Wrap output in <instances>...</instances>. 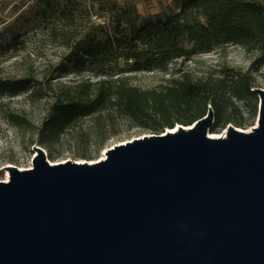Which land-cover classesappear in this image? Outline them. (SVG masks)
<instances>
[{
    "label": "water",
    "instance_id": "95a60500",
    "mask_svg": "<svg viewBox=\"0 0 264 264\" xmlns=\"http://www.w3.org/2000/svg\"><path fill=\"white\" fill-rule=\"evenodd\" d=\"M251 90L250 132L210 137L209 106L97 162L51 164L34 146L33 167L0 181V264H264V89Z\"/></svg>",
    "mask_w": 264,
    "mask_h": 264
},
{
    "label": "trees",
    "instance_id": "16d2710c",
    "mask_svg": "<svg viewBox=\"0 0 264 264\" xmlns=\"http://www.w3.org/2000/svg\"><path fill=\"white\" fill-rule=\"evenodd\" d=\"M39 1L58 24L54 32L70 48L68 60L56 72L72 70L79 77L89 72L98 78L96 82L59 86L60 95L39 127L51 134L60 135L79 119L103 110L111 120L116 114L160 134L180 121L190 125L199 120L208 112L210 101L219 124L225 113L223 100L211 96L220 85L211 89L200 81L185 80L162 90H142L121 75L164 69L175 60L228 44L248 50L264 48V0H176L178 12L152 16H143L132 0ZM92 16H104V20L89 22ZM27 84L30 98L38 97L44 89L54 91L51 80L47 86L32 78H0V92L16 96ZM251 89V79L239 76L231 81L229 93L238 100L255 98ZM256 112L255 107L252 113ZM9 118L17 126L28 124L30 128L29 120L20 115Z\"/></svg>",
    "mask_w": 264,
    "mask_h": 264
},
{
    "label": "rangeland",
    "instance_id": "374dc122",
    "mask_svg": "<svg viewBox=\"0 0 264 264\" xmlns=\"http://www.w3.org/2000/svg\"><path fill=\"white\" fill-rule=\"evenodd\" d=\"M132 1L143 16L179 11L176 0ZM57 2L62 3V0ZM91 20L100 23L104 16H92L89 22ZM57 27L39 0H0V78L12 81L32 78L47 86L51 80L54 85V91L44 89L36 98L28 96V84L16 96L0 92V181L8 182L10 179V172L5 167L15 166L20 170L33 167V158L38 155L34 146L44 150L51 164L97 162L116 145L155 134L150 128L138 126L116 114L111 120L107 110L79 119L60 135L39 129L52 102L60 95L59 86L98 80L89 72L80 77L72 70L56 72L57 67L68 60L70 51L54 32ZM239 76L251 79L253 88L264 89V48L248 50L228 44L211 52L175 60L164 69H142L121 75L131 86L142 90H162L185 80L200 81L211 89L220 85L219 91L211 98L223 100L221 106L225 113L218 124L216 107L212 101L208 103L207 107L210 106L215 114L208 133L225 136L229 126L250 132L258 123V95L238 100L229 93L231 81ZM255 107L257 112L254 114ZM14 114L29 120L30 128L28 124L20 127L13 123L9 117ZM180 126L186 124L181 121L175 123L174 129ZM41 141L45 143L41 144Z\"/></svg>",
    "mask_w": 264,
    "mask_h": 264
},
{
    "label": "bare ground",
    "instance_id": "6f19581e",
    "mask_svg": "<svg viewBox=\"0 0 264 264\" xmlns=\"http://www.w3.org/2000/svg\"><path fill=\"white\" fill-rule=\"evenodd\" d=\"M173 131H175L176 129H172ZM209 136L210 137H214V138H220V137H224L225 136V134H222V135H215V134H211V133H209ZM106 158V153L103 155V157L101 158V160H104Z\"/></svg>",
    "mask_w": 264,
    "mask_h": 264
}]
</instances>
